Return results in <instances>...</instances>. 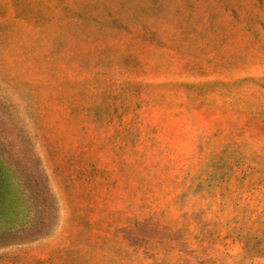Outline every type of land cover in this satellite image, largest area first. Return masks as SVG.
I'll use <instances>...</instances> for the list:
<instances>
[{
    "label": "rangeland",
    "instance_id": "374dc122",
    "mask_svg": "<svg viewBox=\"0 0 264 264\" xmlns=\"http://www.w3.org/2000/svg\"><path fill=\"white\" fill-rule=\"evenodd\" d=\"M0 264H264V0H0Z\"/></svg>",
    "mask_w": 264,
    "mask_h": 264
}]
</instances>
